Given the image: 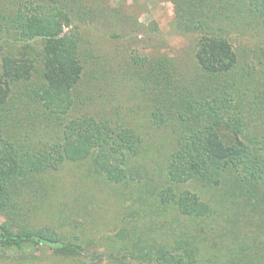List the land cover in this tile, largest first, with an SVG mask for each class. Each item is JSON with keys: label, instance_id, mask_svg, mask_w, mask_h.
<instances>
[{"label": "trees", "instance_id": "obj_1", "mask_svg": "<svg viewBox=\"0 0 264 264\" xmlns=\"http://www.w3.org/2000/svg\"><path fill=\"white\" fill-rule=\"evenodd\" d=\"M51 1L61 7L46 15L24 12L18 1L14 14L1 17L0 42L13 30L18 45H42L37 56L25 52L21 58L15 52L5 55L0 47L3 78L11 89L5 100L0 97V157L8 156L0 170V209L8 211V222L0 226L3 244L44 245L62 253L104 247L112 257L137 264H264V247L258 248L264 244V77L257 85L247 83V71L235 77L229 41L233 32L264 30V0L177 2L183 29L203 38V90L198 84L181 88L174 62L167 58H134L145 77L144 92L154 94L155 124H183L186 133L175 149L166 141L164 147L162 141L149 144L136 129L113 120L117 108L94 95L93 77L86 80L75 72L82 60L79 39L59 33L72 19L65 0ZM41 58L45 65L34 67ZM34 73L38 82L32 80ZM237 96L248 104L255 96L254 111L236 104ZM149 147L157 150L150 161L144 160ZM87 161L89 172L99 177L89 190L130 186L129 195H122L126 211L114 220V234L96 236L103 226L81 230L78 221L65 233L57 232L58 225L17 229L13 215H19L13 210L18 205L31 207L48 222L87 208L80 197L70 198L72 188L63 180L67 174L62 180L53 174ZM55 181L60 189L53 187ZM202 187H214L215 199L201 195ZM224 243L242 252L228 255ZM252 243L255 249L248 246Z\"/></svg>", "mask_w": 264, "mask_h": 264}, {"label": "rangeland", "instance_id": "obj_2", "mask_svg": "<svg viewBox=\"0 0 264 264\" xmlns=\"http://www.w3.org/2000/svg\"><path fill=\"white\" fill-rule=\"evenodd\" d=\"M18 1H22L20 8L22 11L31 12V10H34L39 15L49 14L56 7H61V5L58 6L57 3H53L51 0H0V23H2L1 17L14 14L17 11V7L15 8L12 5ZM178 1L65 0L66 7L69 9L68 13L72 19L68 23H63L61 29H59L61 36L73 34L79 39L82 60L74 65L75 72L82 73L86 80L93 77L92 85L96 88L94 95L102 100H108L113 105V109L117 108L116 111L118 112H115V114H113L114 111L112 112L113 120L115 122L119 121L121 125L136 129L149 144L158 145L162 141L160 146L164 147L166 141L172 145L175 144L173 149L180 145V139L185 132L183 124L178 125V123L173 122H171L172 124L159 122L155 124L156 119L153 115L155 100L152 99L154 94L153 92L148 94L147 90L144 92L142 78L145 77L143 72L134 66V62L135 59L141 61L140 59L145 57L167 58L174 62V67H176L179 75V82L182 83L181 88L192 87V89H195L196 84H198V89L203 90V72L205 71L202 67L201 58L199 59L203 38H201L199 32L187 33L183 29L184 23L181 25L176 13L175 5ZM225 13L227 17L232 14L230 10H226ZM256 29L255 33L247 32L243 36H237L233 32L229 41L234 54L233 74L238 78L241 73L247 71L250 73L247 83L254 82L257 85L260 83V79L264 77V30L262 28ZM14 33L11 30L10 33L4 34V39L0 42V47L5 55L15 52L17 57L21 58V53L25 55V52H30L34 56L39 54L42 49L41 43H25L27 44L26 47L18 45ZM44 63L43 58L39 59V62L35 60L34 67L41 68L45 65ZM132 69L135 71V77ZM5 75L0 58V97L4 100L8 96L9 90H11L9 85L5 84L7 83L3 78ZM37 75L35 73L34 76L32 75L33 81L38 82L40 77ZM177 90L179 91L178 88ZM241 93L238 91V95ZM255 96L253 97V104H248L249 100L239 98V96L235 97V101L236 104H246L247 108L252 109L256 104ZM252 110L254 111V109ZM198 131L196 133L202 137V131ZM115 146L113 144L114 148ZM149 148V152L147 151L144 154V160L150 161L153 155V157L157 156V150L152 147ZM120 151L116 152L118 157L121 155ZM166 151L169 152V150ZM4 155V157H0V170L6 168L5 164L8 156L6 153ZM89 165L92 164L87 161L83 166L53 173L55 176L58 175L61 180L64 172L67 174L66 179L63 180L70 183L72 188L70 198L79 200L80 197L87 208L81 211L75 209L72 214L73 217L71 212L70 214L68 212L63 214V219L61 217L59 221L56 218V221L48 222L46 219L41 221L36 217V211L33 212L31 207L18 205L13 210V213L17 211L19 215L18 217L13 215V221L17 229L29 227L37 230L48 225L53 227L58 225L56 227L57 232L65 233L78 221L82 224V227H79L81 230H84V228L90 229L93 225L103 226L102 234L94 233L96 236L114 234L111 228L115 227L114 220H118L122 213L126 211H123L124 208L121 207L123 201L121 199L123 193L126 192L129 195L130 186L123 183L112 188L102 186L103 188L101 187L96 191L89 190L88 188H91L96 179L99 178L89 172ZM141 183L137 182L136 184ZM232 184V182H228L229 186H232ZM52 185L59 188L60 182H52ZM228 185L226 190L229 189ZM146 189V187H143L144 191ZM114 190H119L120 194L115 195ZM214 190V187L206 189L202 187L201 195L215 199ZM194 192L193 190L192 193L194 194ZM135 194L136 197L139 195ZM201 201L203 200L201 199ZM35 203L38 206L40 205L39 202ZM55 208L58 209H53L54 215L60 217L61 210L59 207ZM27 210L29 211L27 212ZM6 214H8V211L0 209V226L8 222ZM67 216L71 218H67ZM254 245L252 243L248 246L250 249H255L256 245L255 247ZM263 247L264 244L258 248ZM234 250L224 243L223 252L226 254L234 255L242 252L234 253ZM0 264L137 263L123 260L120 257H112L108 251H105L104 247H84L77 252L62 253L50 246L33 244L24 247H13L4 245L3 241L0 240Z\"/></svg>", "mask_w": 264, "mask_h": 264}]
</instances>
